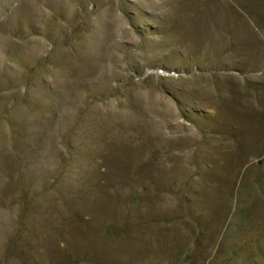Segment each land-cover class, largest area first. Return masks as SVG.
Instances as JSON below:
<instances>
[{"label": "rangeland", "instance_id": "374dc122", "mask_svg": "<svg viewBox=\"0 0 264 264\" xmlns=\"http://www.w3.org/2000/svg\"><path fill=\"white\" fill-rule=\"evenodd\" d=\"M0 264H264V0H0Z\"/></svg>", "mask_w": 264, "mask_h": 264}]
</instances>
